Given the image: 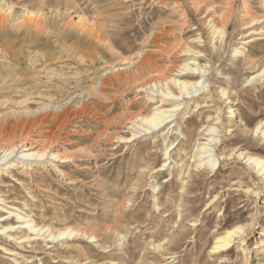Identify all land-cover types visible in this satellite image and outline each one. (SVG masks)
<instances>
[{"label":"rangeland","instance_id":"374dc122","mask_svg":"<svg viewBox=\"0 0 264 264\" xmlns=\"http://www.w3.org/2000/svg\"><path fill=\"white\" fill-rule=\"evenodd\" d=\"M1 50L26 56L36 82L0 83V148L16 145L0 160V225L15 228L0 234V264H264V175L248 162L264 161V0H0ZM38 55L57 59L42 71ZM143 56L148 75L116 80ZM177 78L207 90L191 87L157 129L131 126L173 107L160 91H179ZM67 97L69 115L11 135L8 115ZM43 146L72 159H20ZM227 231L231 245L213 252Z\"/></svg>","mask_w":264,"mask_h":264},{"label":"bare ground","instance_id":"6f19581e","mask_svg":"<svg viewBox=\"0 0 264 264\" xmlns=\"http://www.w3.org/2000/svg\"><path fill=\"white\" fill-rule=\"evenodd\" d=\"M37 18L38 17H36V20L40 21V19L38 20ZM213 23H214L213 26H215V29H214L215 33L216 34L218 33L219 36H224V34H223V30L224 29L223 28L226 26L225 21H220L219 20V21L213 22ZM92 37L94 38L93 41L96 42L97 44H100L102 46L106 45L105 41H106L107 36H106L105 32L102 31L101 29L94 28L93 32H92ZM183 51H185V50H183ZM187 51L188 52H193L190 49L187 50ZM199 53H202V52H199ZM137 57H136V59H137ZM81 58L84 61V63L89 62L92 65H94L93 63H95L94 58H90L89 60H91V61H86V62H85V59L83 57H81ZM147 58H148V56L147 57L143 56L142 58L139 57L138 58L139 61H135L136 63L132 64V65H124L123 64L124 66H123L122 70L126 71V73L124 72L125 74H120L119 77H117L116 80H119L123 84V82L126 81L125 78H126L127 74L130 75V76L133 73H135L137 76H140V75L144 76L146 74L148 75L149 69L147 67H149L148 66L149 61L147 60ZM56 59H57V56H55V55H45V56L38 55V56H36V60L35 59L34 60H35V64H36V62L37 63L40 62V68H41L42 71H47L49 69L48 66L51 65ZM0 61H2L0 63V83L1 84H11V83H13L16 88H20V89L24 90L26 87H30L31 84L36 82V79L33 78L34 72H32V70H35V69L34 68H32V70L30 69L29 62H28V59L26 58V56H20L19 54L11 53L8 50H5V51L1 50L0 51ZM189 64H194V63L191 62ZM189 64L184 66V67L182 66L183 67L182 70L184 72H188L187 74L195 75L196 71L200 70V67L193 68V67L189 66ZM128 66L129 67L131 66V68H129ZM127 69H129L128 72H127ZM203 72L205 73L207 71L205 69H203ZM37 74H44V72L37 73ZM187 74H182V76L183 75H187ZM262 74L263 75L261 77L264 78V70H263ZM45 75L48 76V73H46ZM198 75H201V74H198ZM132 76L135 77L134 75H132ZM133 79L135 80V78H133ZM138 79H140V78H138ZM254 79H256V78H254ZM182 80L180 78L172 80L173 85L178 87L179 91L174 92L168 86L166 87L167 92L164 91V90L160 91L162 93V96H163L162 97L160 95L162 100L164 99V100L173 101V107H170V109H168V111H163V110L159 111L158 109H156L157 111L153 115L148 116V117H144V118H139L138 117V119L137 118L136 119H131L129 117L130 121H131V124H132L131 126H133L135 129L140 130V132H145L146 130L148 131V130H152V129H157L163 123H165L168 119L173 117L171 114L175 113L176 109L178 107H180V105H181L180 102H184L183 104L187 105V101H185V100L188 99V97L184 96V93H186L188 95L189 94L191 95V93H192L191 87L194 88V90L196 92H199L201 89L202 90L203 89L207 90V87H203V86H202L203 88H201V87L197 88V85L200 84L199 83L200 80L199 81H195V82H189L191 80H188V81L187 80H183L182 81ZM136 81H137V79H136ZM104 83H105L104 81L102 83H100L101 84L100 88L104 89V86H106ZM112 83H116V82L112 81ZM47 85H45V86H47ZM43 86L44 85L38 84V86H36V87H38V88L41 87L42 88ZM51 86H53V85H51ZM49 87H50V85H49ZM225 93H223L224 96H225ZM67 98L68 99H66V100H64V101H62L60 103L58 102L57 104H51V103L48 104L47 103L43 107L44 109H40V110L38 109V111H35V112L34 111L33 112H27V113L25 112L26 114H24V115H23V113L22 114H10V115H8L9 118H13V122H12V125H11L12 126L11 127V129H12L11 135L13 136L14 135V131L16 129L20 128V127L22 129L23 128H28V127H30L31 129H35L37 126H39L43 122L44 119H47L50 116H52L53 119H57V118L69 115L70 112H71V107L73 106L74 103H73L71 97L70 98L67 97ZM193 98H194V96H192L191 99H193ZM87 104H88V102H84L83 108H81L80 110H75L76 113L77 114H79V113L81 114L84 111V109H86ZM186 110H187V108L183 109V112L185 114H187ZM233 112L234 111H232L230 113H233ZM172 123L173 122H167L166 126L170 125ZM260 124H259L257 129H259ZM4 126H6L5 123H0V130ZM143 128H145V129H143ZM207 131L210 132V133H213V132H215V129H214V127L211 126L210 129L207 130ZM136 132L137 131H135L134 133H136ZM134 133L132 134L131 138L135 137ZM12 136H11V138H12ZM120 139L125 140V138H120ZM213 140L214 139H210V141H208V142L211 143V141H213ZM10 142H13V141H10ZM209 146H211V145L204 146V147L201 148V150H204V149H206L205 147H209ZM168 150H169V148L167 147L165 155H167ZM15 153H16V145L15 144L11 145L8 149L0 148V160H4V159L8 160L9 158L15 156ZM196 153H198V152H196ZM196 153L193 156L194 159H197L198 156H199V155L197 156ZM21 155H22V157L20 159H22L24 161H28V162H33V161H35V162L36 161H38V162L40 161L41 162V161H44L43 160L44 158L49 159L50 156L52 158L54 157L55 161H57L56 159L60 158V162H61V160H68L69 161V159H72L71 157L68 158L67 155L64 156L63 154H60V153H53L52 151H49L48 149L44 148V146L42 148H39V149L29 148V152L28 153H21ZM248 162L255 170H258L259 172H261V174L264 175V161L263 160L249 157ZM215 163H213V165H215ZM165 165H166V163H165ZM165 165H163V166H165ZM200 167H202V165H199L197 168H200ZM210 168L213 169L212 167H210ZM159 171H161V169ZM199 177H200V173H198L196 175V177H195V178H197V181H198ZM21 219L24 221L26 218L22 217ZM33 223L34 222H22V224H23L22 227H18V229H26V226H27V228H29V231L34 233L36 236H41V233H43L45 231V228L39 227L37 225H33ZM14 229H15L14 226L10 225L9 223H7L5 225L2 224V225H0V234L4 235V233L5 234L12 233V232H9V231L14 230ZM47 232H48V236H46L45 238H52V239H57V238H60V237H64L66 235H70V236H74L75 237L78 234L77 232H74L73 230L60 231L58 234H53L50 230H48ZM235 234H236L235 231H227L223 236H220L217 239V241L215 242L214 247L212 248L213 252H219L221 250H224V249L228 248L231 245L232 237ZM43 235L44 234H42V236ZM9 237H13V236L9 235ZM85 237H87L88 239H96V236H94L93 234L88 233V232H85ZM26 240H32V238L30 236H28V238Z\"/></svg>","mask_w":264,"mask_h":264}]
</instances>
